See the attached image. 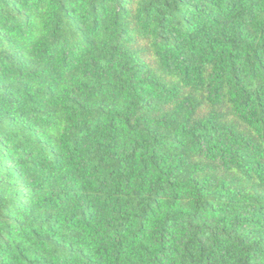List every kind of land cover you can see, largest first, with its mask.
<instances>
[{"label":"trees","instance_id":"obj_1","mask_svg":"<svg viewBox=\"0 0 264 264\" xmlns=\"http://www.w3.org/2000/svg\"><path fill=\"white\" fill-rule=\"evenodd\" d=\"M0 264H264V0H0Z\"/></svg>","mask_w":264,"mask_h":264}]
</instances>
